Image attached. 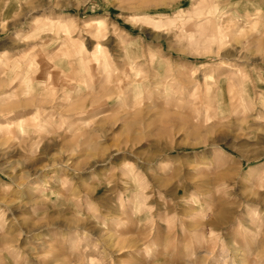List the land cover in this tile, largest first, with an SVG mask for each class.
I'll list each match as a JSON object with an SVG mask.
<instances>
[{
    "label": "rangeland",
    "instance_id": "374dc122",
    "mask_svg": "<svg viewBox=\"0 0 264 264\" xmlns=\"http://www.w3.org/2000/svg\"><path fill=\"white\" fill-rule=\"evenodd\" d=\"M0 264H264V0H0Z\"/></svg>",
    "mask_w": 264,
    "mask_h": 264
}]
</instances>
